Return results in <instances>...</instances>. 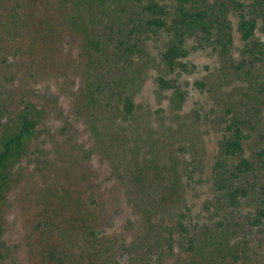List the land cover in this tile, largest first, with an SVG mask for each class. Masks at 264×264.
<instances>
[{
    "label": "rangeland",
    "instance_id": "obj_1",
    "mask_svg": "<svg viewBox=\"0 0 264 264\" xmlns=\"http://www.w3.org/2000/svg\"><path fill=\"white\" fill-rule=\"evenodd\" d=\"M212 1L232 45L195 49L185 74L168 72L169 40L131 3L0 0V151L23 116L35 121L0 169V264H264V229L245 222L264 199V155H252L264 149V32L261 61L237 71L236 0ZM232 123L255 164L239 210L214 186ZM181 215L190 252L178 248Z\"/></svg>",
    "mask_w": 264,
    "mask_h": 264
},
{
    "label": "trees",
    "instance_id": "obj_2",
    "mask_svg": "<svg viewBox=\"0 0 264 264\" xmlns=\"http://www.w3.org/2000/svg\"><path fill=\"white\" fill-rule=\"evenodd\" d=\"M115 1V0H109ZM138 7L144 16L143 26L151 30L155 35H164L169 40L159 52L160 59L168 67V72L190 74L194 72L196 65L185 62V58L195 49H203L207 44L216 45L220 53L228 52L232 45L229 32V21L217 14L216 1L209 0H120ZM237 31L240 34L242 48L240 59L235 63L234 69L241 71L248 65H254L261 61L263 43L254 37L259 24L264 32V0H236ZM196 36L198 44L187 42L190 37ZM203 42V44H202ZM250 67L246 74H249ZM160 84L165 89L176 88V80L161 78ZM194 86L199 90L205 89L202 80H194ZM259 92H264V82L259 87ZM264 106V100L260 102ZM134 103L124 96L120 102L121 113L127 117L132 114ZM35 121L28 116L21 118L20 131L8 139L0 151V169L11 151L12 146H20L22 136L31 135L34 131ZM228 135L221 141L220 159L214 165L215 171L220 174L219 179L214 180V186L224 194L227 205L233 210H239L250 196L251 186L246 180L249 174L255 171L254 160L251 156H245V145L250 140L245 127L237 123L227 126ZM257 140H264V129L257 136ZM255 156H263L264 149ZM245 178V182H241ZM184 215L176 220L175 227L182 235L184 243L179 244V249L185 252L193 250V240L186 237L187 228L182 222ZM246 224L251 228L264 229V199L256 202V207L249 211L245 218ZM166 247L172 251L173 237L169 232Z\"/></svg>",
    "mask_w": 264,
    "mask_h": 264
}]
</instances>
